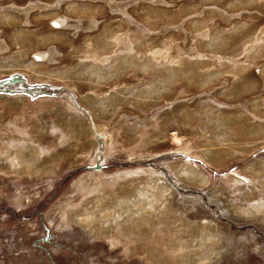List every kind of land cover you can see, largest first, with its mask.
<instances>
[{
  "label": "rangeland",
  "instance_id": "1",
  "mask_svg": "<svg viewBox=\"0 0 264 264\" xmlns=\"http://www.w3.org/2000/svg\"><path fill=\"white\" fill-rule=\"evenodd\" d=\"M0 264H264V0H0Z\"/></svg>",
  "mask_w": 264,
  "mask_h": 264
},
{
  "label": "bare ground",
  "instance_id": "2",
  "mask_svg": "<svg viewBox=\"0 0 264 264\" xmlns=\"http://www.w3.org/2000/svg\"><path fill=\"white\" fill-rule=\"evenodd\" d=\"M55 20V19H54ZM72 23H73V21H71ZM70 21H68V19L67 18H64V17H57V19L54 21V23L56 24V25H62V24H64V25H72V23H71ZM74 23H80V22H74ZM82 23V22H81ZM80 23V24H81ZM60 25V26H61ZM76 25V24H75ZM71 27H73V25L71 26ZM60 28V27H59ZM38 56H44V53L43 52H38Z\"/></svg>",
  "mask_w": 264,
  "mask_h": 264
},
{
  "label": "crops",
  "instance_id": "3",
  "mask_svg": "<svg viewBox=\"0 0 264 264\" xmlns=\"http://www.w3.org/2000/svg\"><path fill=\"white\" fill-rule=\"evenodd\" d=\"M185 157H186V158H190V156H187V155H186Z\"/></svg>",
  "mask_w": 264,
  "mask_h": 264
}]
</instances>
